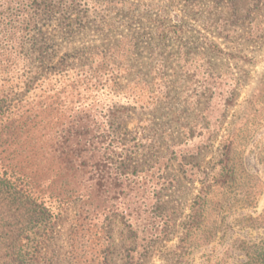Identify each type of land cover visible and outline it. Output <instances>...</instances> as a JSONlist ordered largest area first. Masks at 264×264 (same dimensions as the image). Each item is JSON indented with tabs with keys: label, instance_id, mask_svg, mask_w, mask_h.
<instances>
[{
	"label": "rangeland",
	"instance_id": "1",
	"mask_svg": "<svg viewBox=\"0 0 264 264\" xmlns=\"http://www.w3.org/2000/svg\"><path fill=\"white\" fill-rule=\"evenodd\" d=\"M76 1L48 55L0 59V264H264V0Z\"/></svg>",
	"mask_w": 264,
	"mask_h": 264
},
{
	"label": "trees",
	"instance_id": "2",
	"mask_svg": "<svg viewBox=\"0 0 264 264\" xmlns=\"http://www.w3.org/2000/svg\"><path fill=\"white\" fill-rule=\"evenodd\" d=\"M78 2L76 0H0V59L4 58V53L7 51H10L9 54H12V52L20 53L21 55H25L23 52L26 49H32V51H38L40 52V55H48V52H50V48L46 45L47 41L43 40L41 45L39 47L36 46V39L37 37L41 38L43 36V28L46 27L50 22H64L67 20L68 23H74L73 21V12L77 7H79ZM88 20L83 21L82 19H78L79 23H85ZM43 31V32H42ZM49 49V51H48ZM26 59L23 61L26 64V67L32 72L39 74V77H41L43 72H47V74H54L55 71L58 69L56 67H52L50 70L44 71V66L42 65H35V63H40L41 59L39 57L34 60L27 56H25ZM107 54L102 55V63L97 66V68L102 69L103 67L107 66L106 63ZM81 57L78 58L80 60ZM77 62V61H75ZM93 63V60L90 63H80L78 62L77 65H72L73 67H68L69 65H66L64 68H73L76 69L78 74L84 75V78L86 79V74H90L93 71L96 70L92 69L93 66H91ZM100 69H97L96 71H99ZM83 111V110H82ZM75 113V119L76 121H79L82 124V127L84 125L83 118L87 116L86 114H80L77 110L74 111ZM84 113V112H83ZM3 113L0 112V120L3 118ZM23 121H30L29 117H26L23 119ZM2 122L0 121V126ZM23 125V124H22ZM24 126V125H23ZM26 126V125H25ZM76 126V128H75ZM73 125L71 127H64L62 124L60 125L59 129L54 132V135L57 138H62L63 141L60 145L55 143V146H59L64 151L74 152L73 145L85 147L86 141H83L81 137H83V134H86V131L82 129L81 125ZM1 130V127H0ZM81 136V137H80ZM6 139V138H5ZM78 139H81L78 140ZM7 140H1L0 142V154H4L10 159V155L12 154V151L9 153H6L7 148L5 147ZM80 141V142H79ZM66 142V143H65ZM71 143V144H70ZM81 143V144H80ZM54 146V145H53ZM58 147H54V149L51 151L52 153L59 152ZM83 149V148H82ZM89 149V148H88ZM71 162L72 165H75V163L71 160L68 161ZM86 160L80 161L81 166H86L87 163ZM18 169H21V164H16L12 166L11 169V175L13 177V180H6L5 183H10L12 186H14L17 189L16 193L22 192L23 194H27L29 197V201L34 200L33 194L37 193V199H40V203L45 204L47 201L49 203H52L54 200L61 204L62 200H65L64 198H60L59 195H63L62 190V184L60 187L56 188L58 186L56 181L51 182V188H46L41 185H38V188H34L31 186L30 182L27 188L25 189L22 186V179L21 176L24 177V174H21V176L16 175L15 173L18 172ZM22 170V169H21ZM111 177V176H110ZM108 177V178H110ZM107 178V179H108ZM121 174L119 176H115L114 180L117 182L118 180H122ZM53 186L55 188H53ZM35 189V190H33ZM69 197L72 196V193L68 194ZM61 195V196H62ZM59 206V205H58ZM20 240V235L16 234L14 237H12L11 243L14 244V246L18 245ZM259 250H263L262 247H258ZM32 259V256L29 258V260Z\"/></svg>",
	"mask_w": 264,
	"mask_h": 264
}]
</instances>
